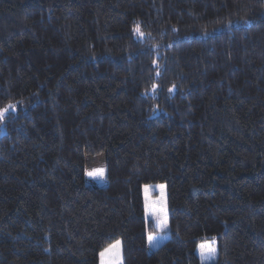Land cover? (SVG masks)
<instances>
[{
  "label": "trees",
  "instance_id": "obj_1",
  "mask_svg": "<svg viewBox=\"0 0 264 264\" xmlns=\"http://www.w3.org/2000/svg\"><path fill=\"white\" fill-rule=\"evenodd\" d=\"M9 105L0 264H264V0H0Z\"/></svg>",
  "mask_w": 264,
  "mask_h": 264
},
{
  "label": "rangeland",
  "instance_id": "obj_2",
  "mask_svg": "<svg viewBox=\"0 0 264 264\" xmlns=\"http://www.w3.org/2000/svg\"><path fill=\"white\" fill-rule=\"evenodd\" d=\"M12 109L9 108L8 111ZM8 113V112H7ZM6 113V114H7ZM5 114V115H6ZM164 196L162 195V198L159 200H149L147 201V203L151 206L149 207V205L147 206V216L149 219H151V225L153 228V231H151L149 233V235H152L155 237V240L152 244H149L148 241V248L149 251L152 253L158 246H160L169 236V232H168V222H169V218L167 215V227H165L163 229V231H161V229L158 227V223H157V217L161 214V210H157L155 206L160 205L159 207H161V209L165 210V203H164ZM166 212V211H165ZM167 214V213H166ZM148 235V236H149ZM117 242L113 243L112 245L108 246L107 248H105L101 254L103 253L104 255L102 256L100 254V264H123L122 263V250H121V245L119 248V254L116 255L114 252H106L107 249H110L113 245H115ZM201 245H211L212 247H214L216 249L215 255L214 256H209V254L205 251L202 252L200 246ZM197 254L202 262V264H215L218 261V245L217 242L215 240H209V241H203L201 242L198 247H197Z\"/></svg>",
  "mask_w": 264,
  "mask_h": 264
},
{
  "label": "snow or ice",
  "instance_id": "obj_3",
  "mask_svg": "<svg viewBox=\"0 0 264 264\" xmlns=\"http://www.w3.org/2000/svg\"><path fill=\"white\" fill-rule=\"evenodd\" d=\"M136 31L138 33H140V30L139 28L136 29ZM140 35H143L142 33H140ZM15 105H9L7 108H4L2 110H0V119H3L4 118V115L8 112V109L9 108H14ZM89 175H103V171L100 170L98 173H89ZM149 207H151L149 205ZM157 223H158V227L161 229V231H163V229L165 227H167V214L166 212L161 209V214L157 217ZM155 240V237L152 236V235H149L148 236V241H149V244H152ZM119 248H120V242L117 241V243L115 245H113L110 249H107L106 252H114L116 255L119 254ZM202 252H207L209 254V256H214L215 255V252H216V249L214 247H212L211 245H201L200 246ZM102 256L104 255L103 253L101 254Z\"/></svg>",
  "mask_w": 264,
  "mask_h": 264
}]
</instances>
